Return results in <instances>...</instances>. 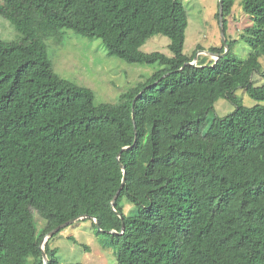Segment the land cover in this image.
Segmentation results:
<instances>
[{
	"label": "trees",
	"instance_id": "1",
	"mask_svg": "<svg viewBox=\"0 0 264 264\" xmlns=\"http://www.w3.org/2000/svg\"><path fill=\"white\" fill-rule=\"evenodd\" d=\"M1 1L0 17L22 40H0V264H30L22 251L43 264V237L83 215L97 220L116 264H264V85L253 82L264 77L254 53L264 45V0L241 1L253 21L241 35L246 59L196 66L182 53V0ZM222 1L225 24L234 0ZM62 29L100 39L109 57L161 69L118 102L95 105L48 59L45 41L60 45ZM156 35L172 57L140 51ZM238 88L258 104L244 107ZM222 98L235 110L206 123ZM203 122L204 134L187 131ZM123 177L120 219L111 201ZM56 235L47 264H62Z\"/></svg>",
	"mask_w": 264,
	"mask_h": 264
},
{
	"label": "rangeland",
	"instance_id": "2",
	"mask_svg": "<svg viewBox=\"0 0 264 264\" xmlns=\"http://www.w3.org/2000/svg\"><path fill=\"white\" fill-rule=\"evenodd\" d=\"M242 0H234L231 13L225 18L221 27L218 20V0H182L187 15V28L183 45V56L191 58L194 64H211L216 57L209 54L222 50L226 58L244 60L252 52L250 43L242 39L245 29L253 25L250 15L245 14L241 7ZM0 6L2 1L0 0ZM64 32L61 44L53 40L45 41L46 52L54 72L62 79L78 86L89 88L94 94V104L116 103L119 95L137 83L144 82L161 68L158 64H129L119 58L107 56L103 42L96 37H86L71 30ZM223 35V37H222ZM0 40L4 42H20L21 34L5 18L0 17ZM226 42V45L224 44ZM170 41L167 37L156 35L151 37L140 48L143 53L158 52L172 57L169 50ZM207 52V53H206ZM254 53L258 56L261 73L264 72V45ZM223 58V57H222ZM196 59V60H195ZM195 60V61H194ZM213 60V61H211ZM253 82L256 86L264 85V77L255 74ZM234 96L246 108L258 103L252 100L241 88ZM235 110L226 99H219L206 117V123L213 118H222ZM205 122L187 127L190 134H204L208 125ZM125 214L133 215L136 207L126 198L120 202ZM38 229L41 220L35 214ZM109 238L98 234L90 221L79 220L61 231L50 241V247L57 250V259L62 264H116L114 249L109 244ZM19 257L28 263L32 258L24 251Z\"/></svg>",
	"mask_w": 264,
	"mask_h": 264
},
{
	"label": "water",
	"instance_id": "3",
	"mask_svg": "<svg viewBox=\"0 0 264 264\" xmlns=\"http://www.w3.org/2000/svg\"><path fill=\"white\" fill-rule=\"evenodd\" d=\"M222 2H223L222 0H218V20H219V25H220V27H221V33H222V25H223V5H222L223 3H222ZM222 37H223V35H222ZM224 44L226 45V42H224ZM226 48H227V51H228V47H226ZM206 53H207V52H206ZM208 54H209V53H208ZM225 54H227V52H226V53H224V52H223V53H215V52H211V55H213L214 57H216V59H215L212 63H215L218 59L224 57ZM195 60H196V59H195ZM195 60H194V61H195ZM186 64H187V65H191V66H196V65H197V64L195 65L193 61L190 62V63H186ZM138 96H139V95H138ZM138 96L134 98V100H133V102H132V106H133L134 102L136 101V99L138 98ZM125 149H127V148H123V150H125ZM119 155H120V154H119ZM119 155L117 156V162H118V163H119ZM119 166H120L121 169H123V166H122L121 164H119ZM124 185H125V177H123L122 182H121V184H120V186H119L117 192L115 193V195H114V197H113V199H112V201H111V208L114 210L115 214H116L120 219H122V217H121V215H120L117 211H115V209H114V204H115V202H116V200H117V198H118L120 192L122 191ZM84 219L91 220L92 223L94 224V226H95L97 232L105 233L104 231H102V230L99 228V224H98L97 220H96L95 218L91 217V216L83 215V216H80V217L74 218V219H72V220H70V221H68V222H66V223H64V224H62V225L56 227L55 229H53L52 231H50L49 233H47V234L43 237V239H42V241H41V243H40V245H39V249H40V251H41V256H42L43 264H47V263H48V257H47V255H46V253H45V250H44L45 244L48 242V240L51 239V238H52L54 235H56L57 233H60V232L63 231L64 229L70 227V226H71L72 224H74L75 222H77V221H79V220H84ZM121 227H122V229L124 228V224H123V222H122ZM107 233H108V234H111V235H115V234H117V232H115V231H108Z\"/></svg>",
	"mask_w": 264,
	"mask_h": 264
},
{
	"label": "bare ground",
	"instance_id": "4",
	"mask_svg": "<svg viewBox=\"0 0 264 264\" xmlns=\"http://www.w3.org/2000/svg\"><path fill=\"white\" fill-rule=\"evenodd\" d=\"M208 55H210V56H212V57H214L213 55H211V54H208ZM215 58V57H214Z\"/></svg>",
	"mask_w": 264,
	"mask_h": 264
}]
</instances>
